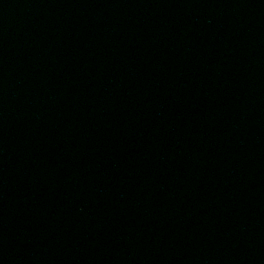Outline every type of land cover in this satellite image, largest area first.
<instances>
[{
    "label": "water",
    "instance_id": "water-1",
    "mask_svg": "<svg viewBox=\"0 0 264 264\" xmlns=\"http://www.w3.org/2000/svg\"><path fill=\"white\" fill-rule=\"evenodd\" d=\"M0 264H264V0H0Z\"/></svg>",
    "mask_w": 264,
    "mask_h": 264
}]
</instances>
